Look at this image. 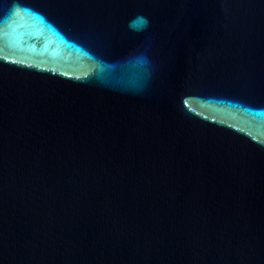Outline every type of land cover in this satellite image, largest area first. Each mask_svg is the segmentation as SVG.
<instances>
[{
	"label": "water",
	"instance_id": "water-1",
	"mask_svg": "<svg viewBox=\"0 0 264 264\" xmlns=\"http://www.w3.org/2000/svg\"><path fill=\"white\" fill-rule=\"evenodd\" d=\"M0 264H264V0H0Z\"/></svg>",
	"mask_w": 264,
	"mask_h": 264
},
{
	"label": "clouds",
	"instance_id": "clouds-1",
	"mask_svg": "<svg viewBox=\"0 0 264 264\" xmlns=\"http://www.w3.org/2000/svg\"><path fill=\"white\" fill-rule=\"evenodd\" d=\"M142 20H143V25L146 27V26H147V24H148V21H147V19H146V18H142Z\"/></svg>",
	"mask_w": 264,
	"mask_h": 264
}]
</instances>
